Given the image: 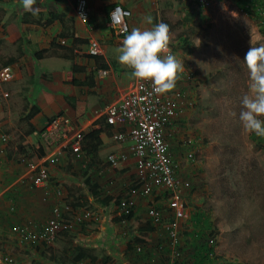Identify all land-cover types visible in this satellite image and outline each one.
Returning a JSON list of instances; mask_svg holds the SVG:
<instances>
[{"label": "rangeland", "instance_id": "374dc122", "mask_svg": "<svg viewBox=\"0 0 264 264\" xmlns=\"http://www.w3.org/2000/svg\"><path fill=\"white\" fill-rule=\"evenodd\" d=\"M222 4V0L208 5L199 0H151L153 25L161 20L175 25L170 30L169 47L190 76L176 82L175 88L187 90L184 92L191 101H186L183 126L167 139L170 156L174 154L178 161L173 164L178 165L185 213L180 221L182 256L175 260L162 252L166 236L160 228L153 230L152 240L139 232L150 240L145 247L156 248L154 257L129 250L125 245L134 233L124 228L129 238L122 236L115 250L123 253L128 264H264V137L245 132L238 119L249 83L243 58L251 46L264 44V18L258 16L262 12L264 17V13L261 5H255L248 15L233 5ZM182 135L195 141L197 146L192 151L196 160L187 159L188 149L180 142ZM106 153L107 149L101 152L103 157ZM89 173L93 180L113 176L97 167ZM142 202L147 209L153 204L161 206L163 213L167 210L168 199L162 188ZM86 204V212L94 216V205L88 200ZM147 209L136 216L142 227L147 225ZM74 231L62 233L51 247L37 252L0 233V257L11 258L8 264H73L71 251L78 245L75 239L71 242ZM209 233L214 238L211 251L199 256L195 249ZM3 238L9 239L8 243L1 244ZM215 255L218 258L214 259Z\"/></svg>", "mask_w": 264, "mask_h": 264}, {"label": "crops", "instance_id": "0c3cea01", "mask_svg": "<svg viewBox=\"0 0 264 264\" xmlns=\"http://www.w3.org/2000/svg\"><path fill=\"white\" fill-rule=\"evenodd\" d=\"M86 2L89 16L87 21H82L75 12L77 0H36L35 15L25 14L27 11L22 8L19 0H0V68L9 65L14 71L13 79L0 88V94L4 92L8 95L1 96L0 100L1 132L7 136L6 144L3 145L0 140V233L1 236L25 243L14 232L16 225L27 223L35 230L38 229L39 225L41 227L52 217L56 207H66L63 197L79 195L81 190L83 194L86 193L84 200L94 205L92 214L95 215L89 213L94 227L83 232L74 224L71 231L75 230L72 233L75 235H72L71 242L75 239L74 242H78L76 246H86L91 251L96 249L93 253L97 256L98 264H128L124 261L123 253L115 250L122 236L129 238L128 231L132 230L134 234L145 232L152 240L154 232L148 222L142 227L135 221V229L124 227L119 222L118 208L101 202L106 196L120 197L131 187L128 183L135 181L136 176L132 161L122 165V171L117 172L102 156L101 152L106 149L107 155L120 148L111 138L110 127L107 125L108 131L100 134L102 145L96 158L101 161L100 167L106 172H112L113 176L109 179L104 175L96 180L88 178L96 185V195L88 192L89 186L82 180L81 160L72 158L68 152L59 153L57 149L49 148L42 157H36L20 151L23 143L24 148L36 142L47 147L39 133L43 132L46 122L56 115L71 118L83 134L98 128L99 125L95 123L103 117L105 107L120 98L133 81L132 70L118 62V49L125 36L113 33L109 26V11L117 2L122 3L131 13L127 19L129 32L133 28H149L144 18L149 15L151 0ZM236 2L222 0V5H233L238 10ZM52 14L56 17L51 18ZM258 16L261 20L262 12ZM73 37L79 39L74 47L76 54L73 60L64 58L61 50L51 46L55 41L58 45L69 47L73 45ZM93 40L101 45L106 73H95V86L91 89L73 86V63L89 69L94 67L92 60L84 56ZM76 77L83 78L84 73ZM69 97L85 101L82 115L77 116L75 109L68 104ZM187 100L184 98L181 102L179 120H184L187 114ZM170 159L178 162L174 154ZM41 169L46 171L47 178L34 184ZM91 169L88 166V170ZM118 182L124 183L120 185ZM55 188L60 189L59 193ZM143 198L135 196L136 215L143 214L141 209H147V206H143ZM79 210L77 208L76 214L81 213ZM69 218L72 220L71 216ZM124 228L128 231L124 232ZM7 240L1 239V244L8 243ZM4 257L6 255L1 254V264ZM48 258L54 261V256Z\"/></svg>", "mask_w": 264, "mask_h": 264}, {"label": "built area", "instance_id": "2783aa9c", "mask_svg": "<svg viewBox=\"0 0 264 264\" xmlns=\"http://www.w3.org/2000/svg\"><path fill=\"white\" fill-rule=\"evenodd\" d=\"M214 0H199L202 5H208ZM86 0H77L75 12L82 21L88 20ZM130 11L121 5H115L109 13V25L116 36H123L128 32L127 19ZM170 50V47H169ZM171 52V50H170ZM91 55H101V45L93 40L88 45ZM105 74V70H98ZM14 77V71L9 65L0 68L1 85L9 83ZM190 79L184 71L179 75L178 81ZM7 97V93L0 94ZM184 94L181 89L174 88L172 91L158 95L153 93L150 81H139L133 78L130 87L116 101L108 104L104 111V123L110 126L111 138L120 146L119 149L110 152L106 156V162L111 167L118 163L122 165L132 161L135 167V182L139 186L132 189L127 202L122 203V211L129 212L134 205L136 195L150 197L158 188L165 190L169 195L167 213L172 220L163 222V212L157 205L149 204L147 209L148 218L153 226L164 231L169 240L170 256L177 259L180 256L178 242L180 239V221L184 219V206L181 201L180 178L177 174L178 165L173 164L170 159L168 137L179 132L183 122L178 119V113ZM48 148L57 149L59 153L70 151L72 155L82 161V139L83 133L75 127L74 121L65 115H56L49 119L42 133H39ZM0 140L7 143V136L1 132ZM180 142L187 147V159L196 160L195 141L191 138L180 136ZM194 147V149H192ZM46 171L41 169L33 183L46 179ZM55 190L59 193L58 188ZM82 216L77 214L73 219L65 220L60 217L59 208L54 209V216L48 219L41 228L35 230L32 225L24 223L16 225L14 232L20 236L22 241L28 244L45 243L48 246L54 244L57 236L64 229L73 230V224L78 222ZM209 245L214 243V238L208 239ZM11 258L4 257L2 264L10 263ZM1 264V260H0ZM77 264H86L80 261ZM153 264V263H151Z\"/></svg>", "mask_w": 264, "mask_h": 264}, {"label": "trees", "instance_id": "16d2710c", "mask_svg": "<svg viewBox=\"0 0 264 264\" xmlns=\"http://www.w3.org/2000/svg\"><path fill=\"white\" fill-rule=\"evenodd\" d=\"M237 5L239 6V8L241 10H243L244 12H246L248 15H250L251 13H253V7H255V5H261L260 8L263 10L264 12V0H237ZM201 4V3H200ZM260 9V10H261ZM25 14L27 15H31V12H26ZM51 18L56 17V15L52 14L50 16ZM264 18V17H263ZM161 22H164L166 24L169 25V29H173L175 27V25H171L168 21L165 20H161ZM79 41V39L74 38L73 37V45L69 46V47H64L62 45H58L54 42L51 43L52 47L58 48L59 50L62 51V56L64 58H67L69 60H73V57L75 56L76 53H74V47L77 44V42ZM84 56L88 59V60H92L94 67L89 69L88 67H81L76 65L75 63H73V65L71 66V70L73 71V73L75 74V76L72 78L71 80V84L73 86H79V87H87L89 89L93 88L95 86V73L98 70H105L107 67L103 61V58L101 55H91L89 53L84 54ZM81 73H84V77L83 78H78L76 77L77 75H80ZM181 74V73H180ZM179 74V75H180ZM184 94L185 98H189V101H191V97L186 94L185 92L187 90H185V92L183 90H181ZM67 102L68 104L71 106V108L75 109L76 111V115L80 116L84 113V109H85V101L83 100H78L76 98L73 97H69L67 98ZM182 122V121H181ZM95 124H98L99 127L98 128H92L90 130H88L87 132H85L83 134V139H82V151H83V157H82V180L84 182V184L88 187V192L92 195H96V185L92 182H90V180H88V178H92V175L89 173L90 170H88V166L90 168V166L92 167V169H94V167L96 166L98 169H101L99 163L101 162L100 160H98L96 158L97 153L100 150V146L102 145V140L100 138V134L105 131L107 132L108 130H106V128H109L107 126V124L104 123V117L100 118ZM105 128V130H104ZM27 144H25L26 146ZM49 148L45 147L44 145L40 144L39 142L34 143L31 146H27L26 148H24V143H23V148L20 150L22 153L24 152L25 155H29V156H36V157H42L45 152L48 150ZM69 154L72 155V153L70 151H68ZM109 154V153H108ZM107 154V155H108ZM106 155V156H107ZM72 158L76 159L73 155ZM77 160V159H76ZM99 166V167H98ZM115 170L117 172H121L122 171V164L118 163L116 165V167H114ZM139 182H133V184L131 185V187L129 189H126V191L120 196V197H113V196H106L103 199H101L102 204L109 206V205H114L118 208V211L120 212V215L118 216L119 218V222H121L122 224H124V227L126 228H133L134 229V222L136 220V212H135V199H134V205L129 209L128 213H125L122 211V203L123 202H127L130 196V192L132 191V189H135L139 186ZM84 194L81 193L79 195H73L72 197L68 196V197H63L62 200L65 202L63 204L66 205L65 209L63 208H59V214L60 217L65 219V220H70L69 216L72 217H76V210L77 208H79V212L80 216H82V218L74 223L75 227L78 226V228L80 229V231L86 232V230L89 228H93L94 227V221L89 217V214L83 210L86 209V200H84L83 196ZM167 199L169 197V195H166ZM158 209L161 210V206L157 205ZM167 211V210H166ZM54 216V214L52 215V217ZM117 218V217H116ZM135 219V220H134ZM172 217L171 215H169V213L165 212L163 213V222H171ZM47 221V220H46ZM71 221V220H70ZM148 222V226H151L153 228V230L157 229L155 226H153L148 218L147 220ZM73 224V225H74ZM77 225V226H76ZM40 225H39V229H40ZM14 230V229H13ZM37 230V229H36ZM68 232V230L64 229L63 231H61L59 233V235H62V233H66ZM164 232V231H163ZM58 235V236H59ZM57 236V237H58ZM213 235L212 233L206 234L205 237V241H202L200 244L197 245L196 249H195V253H198L199 256H206L208 253H210L212 245H209L208 239L211 238ZM200 237H203V235H200ZM132 239L129 240V242L127 243V249L129 250H134L136 252H140L142 251V253L147 252L150 257H154L155 255V247L153 248H148L145 247V245L147 244L146 242H148V239H146L142 233H136L134 234L132 237ZM166 238V237H165ZM181 240L179 239V242L177 244V248L180 252V255L182 256V251H181V246H180ZM29 246V249H31L32 251H39L40 249L44 248L45 246L47 247H51L46 245L45 243H39V244H28L25 243ZM169 240L168 238L165 239V245L162 247L163 249V253H168L170 252L169 249ZM148 249H145V248ZM72 257V263L73 264H77L80 261H85L87 260L89 263L88 264H97L96 263V257L95 255L92 254V251L89 249V247L86 246H75L72 251L71 254H73ZM195 256V255H194ZM218 258L216 255L214 256V259ZM177 260V259H175Z\"/></svg>", "mask_w": 264, "mask_h": 264}, {"label": "clouds", "instance_id": "9594fccd", "mask_svg": "<svg viewBox=\"0 0 264 264\" xmlns=\"http://www.w3.org/2000/svg\"><path fill=\"white\" fill-rule=\"evenodd\" d=\"M19 2L25 11L36 14V0ZM144 22L151 27L133 28L125 35L118 49V62L130 68L131 76L137 80L150 81L153 93L166 94L176 87L183 65L169 50V25L164 22L153 25L151 15H147ZM243 62L249 83L247 93L241 99L238 119L245 132L264 137V44L251 46Z\"/></svg>", "mask_w": 264, "mask_h": 264}]
</instances>
